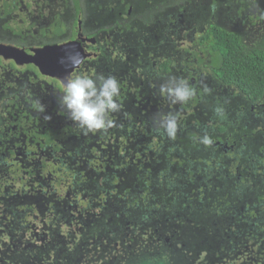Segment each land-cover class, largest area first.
Listing matches in <instances>:
<instances>
[{
    "label": "trees",
    "instance_id": "obj_1",
    "mask_svg": "<svg viewBox=\"0 0 264 264\" xmlns=\"http://www.w3.org/2000/svg\"><path fill=\"white\" fill-rule=\"evenodd\" d=\"M184 2L174 0L179 9ZM260 2L264 3V0ZM9 4L6 2L5 6ZM242 5L236 8L239 15L243 12ZM249 20L253 21L250 17ZM207 37L210 42L205 49L213 62L210 66L214 78L233 87L245 105L261 102L264 99V47L249 46L239 33L214 24L208 28ZM167 64L163 65V71H168ZM196 96L191 103L207 109L202 115L205 120L201 121V114L193 111L191 119L178 121L180 127L175 140L159 134L153 123V117L165 110H169L167 114L179 117V112L169 107L167 98L146 102L139 96L136 100L119 97L122 108L110 115L115 126L107 132L84 135L80 129L65 131L63 142L58 144L64 150L56 156L59 161H44L45 169L41 175L48 174V179L44 178L43 186L35 181L30 182L32 186L24 184L26 179L23 180L20 173L16 176L18 184L15 178L10 179L14 187L0 190V217L6 222L4 226L0 223V232L9 235V240L0 243V264L49 263L48 252H36L29 247L31 241L27 232L30 229L25 217L33 213V209L29 205L20 208L22 194L18 197V190L13 191L16 185L24 191L50 188L49 191L55 194L58 191L65 193L56 198L55 205L47 208L51 214L45 221L48 228L72 224L65 202L70 196L78 195L84 200L88 217L96 223L95 238L106 233L105 243L118 242L124 235L131 240L129 228L124 229L126 219L131 222L128 224L130 228L132 225L138 228L142 224L149 225L158 233L164 229L169 236L170 230L179 225L184 228L197 224L196 228L191 227L185 233L180 243L177 242L178 247L172 249L171 254H145L139 256L141 258L136 263L129 260L127 264H184L182 257L188 259L192 249L197 257L188 263L203 262L214 253L210 246L212 242L205 237L203 230L204 225L211 222H216L218 229L222 230L219 231L221 236H226L222 250L230 249L229 252L236 253L245 247L246 240L248 244L252 243L257 253L248 254L241 261L243 264H258L260 261L257 262L256 258L261 256L258 250L264 249V234L261 235L264 233V155H261L260 146L256 151V147L248 148L242 143L248 145V137L258 129L247 125L248 120L239 119L235 101L227 99L223 102L214 96L207 100L201 96V91ZM217 106L224 109L225 118L222 120L214 112ZM173 108L178 105L174 104ZM205 132L213 140L211 147L198 143L197 138ZM182 133L186 134L185 138L180 137ZM53 134L56 136V132ZM67 136L76 141L71 143ZM51 141L48 137L46 144ZM73 149L82 157L81 161L69 160ZM254 160L263 165L259 176L253 174V163L250 164L253 166L251 172L248 169V161ZM58 173L61 180L57 178ZM2 174L7 179V171L3 170ZM189 232L190 237H195L194 241H191ZM70 237L72 235L67 238ZM173 250L182 253L178 259L172 258ZM198 256L201 260H197Z\"/></svg>",
    "mask_w": 264,
    "mask_h": 264
},
{
    "label": "flooded vegetation",
    "instance_id": "obj_2",
    "mask_svg": "<svg viewBox=\"0 0 264 264\" xmlns=\"http://www.w3.org/2000/svg\"><path fill=\"white\" fill-rule=\"evenodd\" d=\"M10 1L12 3L8 2L9 6H5L6 2L0 0L2 191L14 187L9 180H16L20 173L23 174L22 179H26L24 184L32 186L33 183L30 185V182L35 181L43 186L44 178L48 179V174L41 175L45 169L44 161L58 162L59 158L56 156L64 151L58 144L63 142L65 131L78 129L60 111L58 103L65 76L101 73L106 76L114 75L120 83V99L125 100H136V96L146 102L166 99L160 93V86L170 77L186 78L185 81L194 87L196 95L201 91V96L207 100L213 97L208 90L202 91L199 83L204 80L201 69L211 71L210 64H213L209 59L210 53L205 49L210 42L207 30L211 25V17L206 18L210 23L206 28V36L201 35L192 40L195 38L196 28L190 25V21L194 20L187 18L184 21L182 17L190 0L182 3V9L174 4V0H36L35 12L32 10L26 16L18 0ZM192 2L199 5V1ZM214 4H211V9ZM205 12L206 9L200 4L195 12V19L205 20ZM183 31L185 38L192 41L191 48H197L182 51L180 62L171 57L174 53L168 49L167 52H159L156 46L161 35L168 36L167 39L172 41L171 47H174ZM146 35L148 36L145 38ZM150 36L154 38L153 41L148 39ZM69 42L79 44L84 62L78 68L59 75L60 77L42 73L34 63L39 60H31L34 58L27 53L28 50ZM166 62L167 72L162 68ZM220 84L232 92H220L214 98L223 102L227 99L236 102L235 112L239 119H246L247 125L258 128V132L248 137L247 142L251 144V148L256 147V151L260 146L261 155H264V99L259 103L245 105L233 87ZM53 132H56V136ZM48 137L52 141L46 144ZM68 138L71 143L76 141L73 137L67 136ZM76 153L73 149L69 160L81 161L82 157ZM1 170L2 173L3 170L7 171V179ZM16 195L21 196L19 191Z\"/></svg>",
    "mask_w": 264,
    "mask_h": 264
},
{
    "label": "rangeland",
    "instance_id": "obj_3",
    "mask_svg": "<svg viewBox=\"0 0 264 264\" xmlns=\"http://www.w3.org/2000/svg\"><path fill=\"white\" fill-rule=\"evenodd\" d=\"M9 1L10 0H2V2ZM18 1L21 3V9L23 10L25 16L27 13L32 12V10L33 13L35 12L34 7L36 0ZM196 1H199V5H194L192 0H190V3H188L185 7L186 12L182 15L184 21H187L188 19L194 20H189L191 23L190 25L196 28V32L194 33L195 38L192 40L197 39L201 35L206 36V28L210 24L207 19L211 17V24L218 25L222 28L239 33L242 41L245 44L249 46L260 45L264 47L263 2H260V0ZM240 1H242V3L238 4ZM212 3L215 4L211 9L210 6ZM200 4H202L204 9H206L205 20L195 19V12L200 7ZM239 5L243 6L242 15L236 13V8H238ZM249 17L252 18L253 21H250ZM181 34L182 35L179 37L178 44H174V47H171L172 41L171 39H167L168 36L161 35L156 46L159 52H167L168 49L170 52L174 53L171 55V57L176 58L180 62L182 59L180 53H182V51L186 50V48H197L195 46L191 48L192 41L185 38L184 31ZM147 36L148 35L144 37L146 38ZM148 39L153 41L154 38L150 36ZM198 40L203 42L201 38ZM201 70L202 74L204 75V80L199 82L202 91L203 89H207L213 96L219 94L220 92H232L229 88L221 86L220 82L214 78L212 71H209V69L205 68ZM195 74L198 73L196 72ZM191 102L192 101L190 100L187 104H177L178 108L175 109L173 108L174 104L170 102L169 107H171L174 111L179 112V122L189 117V119H191L193 116V111L199 112L201 114L199 115L201 121L205 120L202 115L207 113V109H201L200 104L195 106ZM167 112H169V110H165L164 114H167ZM250 127L253 126L250 125ZM189 132H191V130ZM181 135V138L186 137L185 133H182ZM246 146L248 148L252 147L250 143H248V145L246 143ZM251 163H253L255 169V173L253 174H261L263 165L257 164L256 160L253 162L248 161V169L250 172L253 168V166L250 165ZM57 178L61 180L60 173L57 174ZM15 182L18 184V178H16ZM49 189L50 188H44V191H34L29 188V190L24 191L23 189L20 190L18 185H16L13 190H18L21 194H24L23 196H25L21 199L22 202L19 205L20 208L29 205L33 209V213H29V216L25 217L30 229L27 232L28 239L31 241L29 247L31 249L34 248L36 252H48V264H127L129 260H131L132 263H136V261L141 258L139 256L145 254H151L152 256L157 254L163 256L164 253L171 254L172 249H177V242L180 243L182 240L181 238H185V233H187L188 230L190 231V229L197 227V224L193 223L190 225V227L186 225L184 228H181L179 225L175 227V229L170 230L169 233L171 236H169L168 232L164 229L160 230L158 233L154 231V229L149 225L142 224L139 228L135 225H132L130 228L128 224L131 222L126 219L124 229L126 230V226L129 228L132 235L131 240L128 241L127 237L124 235L118 240V242L111 240L108 243H105L106 233L103 235H97L95 238V233L98 231L96 223L92 222L88 217L84 200H82L78 195L70 196L65 202L68 204L67 213L72 219V224L65 225L66 227L60 225L48 228L45 226V221H47V219L51 216V214L47 212V208L55 205L57 197L60 198L61 196L65 195L63 191H58L57 194H55L56 192L54 193L49 191ZM1 214L2 207L0 206V215ZM0 223L2 226L6 224L2 217H0ZM156 225L157 224H154V226ZM204 226L205 227H203V230L205 232V237H207L208 240L212 242V245L210 246L214 253L207 260L203 262L198 261L195 264H243L244 261H241V259L248 257V254L251 255L252 253H257V250L255 251L252 243L248 244V241L246 240H244L246 242L244 243L246 244L245 247L239 248V251L236 253L231 251L229 252L230 249L228 251L222 250V246H224L226 241V236H221L222 232L220 233L219 231L222 230L218 229L217 223H206ZM188 234L190 237V232ZM262 234L264 233L262 232L261 235ZM69 235H72V237L67 238ZM190 238L191 241L195 240V237ZM7 240H9V235H7L4 231H1L0 243ZM131 243L133 244L132 247L130 246ZM186 248H188V246H186ZM173 251V259H178V255L181 256L182 254L177 250ZM176 251L177 253L175 254ZM258 254H261L259 258H256L257 262L260 261L258 264H264V261H262L264 259V249L258 250ZM196 257L197 255L192 249L189 251L188 259L182 257V260L185 261L184 264H189L188 262H192ZM197 260H201V258L198 256ZM250 260L253 262L255 259L250 258ZM181 264L183 263L181 262Z\"/></svg>",
    "mask_w": 264,
    "mask_h": 264
},
{
    "label": "clouds",
    "instance_id": "obj_4",
    "mask_svg": "<svg viewBox=\"0 0 264 264\" xmlns=\"http://www.w3.org/2000/svg\"><path fill=\"white\" fill-rule=\"evenodd\" d=\"M80 51L72 48L65 49V55L60 63L67 69L78 68L83 63ZM207 90V89H206ZM58 103L69 120L81 130L82 134L107 132L115 126L110 118L112 113L121 110L118 102L120 83L114 75H84L65 76L61 84ZM160 93L173 104H187L196 95L194 87L187 81L170 77L160 86ZM43 110V106L42 109ZM219 119L225 118L224 109L217 106L214 109ZM179 117L175 114L157 115L153 117L156 131L170 140H175L179 130ZM198 143L211 147L212 138L205 132L197 138Z\"/></svg>",
    "mask_w": 264,
    "mask_h": 264
},
{
    "label": "water",
    "instance_id": "obj_5",
    "mask_svg": "<svg viewBox=\"0 0 264 264\" xmlns=\"http://www.w3.org/2000/svg\"><path fill=\"white\" fill-rule=\"evenodd\" d=\"M78 45V43L69 42L58 46H46L41 49L28 50L27 53H29L31 57L34 58L31 60H39L38 62L34 63L42 73L49 74L50 76H59L61 74L64 75L73 69H67L63 64L60 63V58L65 55V49H70L74 46L75 49L80 51L82 54L81 48H79ZM3 50L5 49L3 48ZM59 71H62V73Z\"/></svg>",
    "mask_w": 264,
    "mask_h": 264
}]
</instances>
